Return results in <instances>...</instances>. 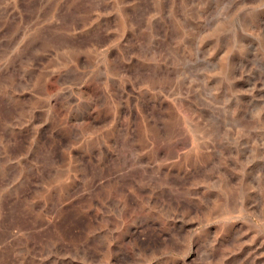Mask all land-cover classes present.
Wrapping results in <instances>:
<instances>
[{"label":"rangeland","instance_id":"obj_1","mask_svg":"<svg viewBox=\"0 0 264 264\" xmlns=\"http://www.w3.org/2000/svg\"><path fill=\"white\" fill-rule=\"evenodd\" d=\"M0 264H264V0H0Z\"/></svg>","mask_w":264,"mask_h":264}]
</instances>
